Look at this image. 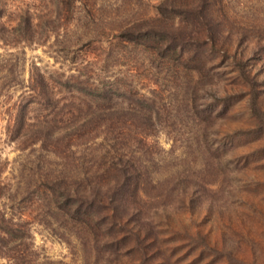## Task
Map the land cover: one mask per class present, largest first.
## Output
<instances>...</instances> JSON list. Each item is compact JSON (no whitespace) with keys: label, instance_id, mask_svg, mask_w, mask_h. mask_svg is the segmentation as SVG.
Listing matches in <instances>:
<instances>
[{"label":"trees","instance_id":"16d2710c","mask_svg":"<svg viewBox=\"0 0 264 264\" xmlns=\"http://www.w3.org/2000/svg\"><path fill=\"white\" fill-rule=\"evenodd\" d=\"M76 1L67 0V4L72 7ZM152 7L151 17L137 19L143 25L126 23L119 36L130 47L139 45L142 53L147 52L146 58L160 57L161 64L172 70L171 90L178 91L182 85L185 88L189 82L197 83L192 75L200 74L214 58L233 60L235 57L228 52L235 41H243L246 48L251 44L250 52H257L259 59L264 60V25H256L258 32L251 34L244 23L234 20L238 30L228 33L226 26H230L231 20L225 14L224 0H160ZM2 12L0 3V18ZM187 12L196 29L185 32L181 18ZM207 21L215 23L217 30L207 31L204 25ZM10 22L6 21V27L0 22L3 43L9 42L11 36L32 40L34 27L29 12H25L20 22L27 35L17 32L18 21L14 26ZM82 37L88 46L78 50L74 49L76 43L71 46V57L66 60L72 66L67 69L72 72L67 74L56 72L51 77L30 67L25 84H19L12 77L17 72L15 68L7 69L4 63L0 66L4 71L2 79L11 76L3 80L8 83L0 85V96L1 90L10 92L20 88V94L6 109L7 138L19 153L18 159L9 165V177L4 183L0 181V200H3L0 202V257L14 264H34L35 251L29 230L33 221L49 228L67 244L73 240L84 254L89 253V246L93 248L91 242L104 246L102 264H117V244L132 241L136 245L132 250L140 261L156 264L150 263L151 256L143 259L153 251L148 248L151 231L142 208L151 200L146 189L156 188L159 182L153 168L161 160L153 141L155 133L137 129L134 124L137 118L150 121L156 112L148 110L135 115L133 109L124 110L122 105L113 102L117 98L116 77L100 62L117 55L112 49L102 50V44L110 46L117 40V33H86ZM208 51H213L215 56L206 59ZM237 62L239 74L234 76L232 85L249 95L250 81H257V77L242 57ZM181 69L189 77L182 75ZM127 73L131 75L130 71ZM103 80L108 85L98 88L97 84H106ZM205 85L215 88L214 94H218L219 87L211 80ZM94 90H98L96 95ZM193 93L197 95L196 89ZM123 94L128 96L126 100L137 97L150 106L147 102L151 99L132 87L124 89ZM229 96L230 93H225L223 98L212 97L211 101L196 96L200 102L195 96H189L188 101L185 97L170 113L172 120L186 118L193 123L192 129L182 131L181 155L187 146L193 153L200 150L214 153L213 161L220 148L227 155L230 153L231 146L220 136L217 139L223 133L217 119L229 110ZM97 101H106V109H100L106 113L82 111L83 106L94 103L99 107ZM94 120L99 122L96 127L92 125ZM198 121L204 123L203 127L198 128ZM98 137L102 140L100 143L95 142ZM27 209L33 212L32 221L28 220Z\"/></svg>","mask_w":264,"mask_h":264},{"label":"rangeland","instance_id":"374dc122","mask_svg":"<svg viewBox=\"0 0 264 264\" xmlns=\"http://www.w3.org/2000/svg\"><path fill=\"white\" fill-rule=\"evenodd\" d=\"M158 1L77 0L70 7L67 0H1L3 12L0 22L5 27L6 21H11L12 26L16 21L20 23L25 12H29L34 31L29 41L17 36H11L7 43L0 40V66L4 63L7 69L15 68L17 72L12 77L19 84H25L30 67L51 77L56 72L67 74L72 72L67 69L72 66H68L70 62L66 60L71 57V46L74 43V49H86L88 46L82 37L84 34L117 33V40H113L110 46L102 44V50L109 48L117 51V55L100 62V65H107L116 77L117 98L113 102L122 105L124 110L133 109L135 115L156 112L150 121L137 118L134 123L137 129L155 133L153 141L161 160L153 168L159 180L157 187H145L151 200L142 209L151 231L148 248L153 252L150 251L143 259L151 256L153 262L150 263L156 264H264V60L259 59L257 52H250L251 44L246 48L243 41H235L228 52L235 57L233 60L214 58L200 74L192 75L193 79L197 78V83L189 82L185 88L182 85L178 91L171 90L172 70L161 64L160 57L152 55L146 58L147 52L142 53L139 45L130 47L119 36L123 32L122 25L126 23L143 25L137 19L151 17L152 5ZM224 2L225 14L231 20L230 26H226L228 33L238 30L234 20L244 23L251 34L258 32L256 25H264V0ZM188 13L181 18L182 31L185 32L196 29ZM204 25L207 31L217 30L216 24L214 26L211 21L204 22ZM17 32L27 35L21 23ZM0 33L3 34L2 30ZM214 56L213 51L205 54L206 59ZM239 57L257 77V81H250L249 95H244V90L232 85L234 76L239 74ZM3 72L0 70V85L8 83L3 80L11 77L2 79ZM180 73L189 77L182 69ZM210 80L219 87L217 95L214 94L215 88L205 85ZM107 85L108 82L100 83L97 87ZM131 87L151 99L147 102L149 107L137 97L125 99L128 96L123 94L124 89ZM193 89H196L197 95ZM185 90L187 93H184ZM97 91L94 90L93 95ZM198 93L208 101L212 97L221 99L225 93H230L231 98L227 100L231 101V106L225 114L226 118L220 116L217 119L223 131L217 139L220 136L231 146V150L227 155L221 148L218 149L215 161L212 158L214 153L202 150L193 153L190 146L181 155L182 131L185 133L192 129L193 123L186 118L177 121L170 117L185 97L188 101L189 96H195L193 98L200 102L196 97L200 96ZM19 94L20 88L10 92L1 90L0 181L3 183L10 175L9 165L18 159L16 146L7 138L6 109ZM97 103L99 107L94 103L83 106L82 111L106 113L100 110L106 109V101ZM198 122V128L203 127L204 123ZM98 124V120L92 121L93 127ZM97 128L100 129V125ZM101 141L99 137L95 139L97 143ZM26 212L30 213L28 220L32 221L33 212L28 209ZM29 230L35 251L34 264L103 263L102 245L91 242L89 244L93 248L89 246V253L84 254L76 242L72 240L67 244L45 226L32 221ZM133 247H136L134 241L117 244V264H148L147 261H140ZM0 264H14V261L0 257Z\"/></svg>","mask_w":264,"mask_h":264}]
</instances>
